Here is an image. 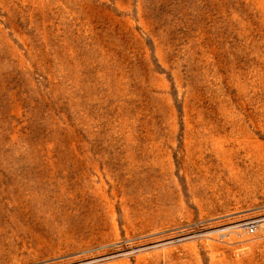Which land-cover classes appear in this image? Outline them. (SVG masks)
<instances>
[{
	"label": "rangeland",
	"instance_id": "1",
	"mask_svg": "<svg viewBox=\"0 0 264 264\" xmlns=\"http://www.w3.org/2000/svg\"><path fill=\"white\" fill-rule=\"evenodd\" d=\"M264 0H0V264H264Z\"/></svg>",
	"mask_w": 264,
	"mask_h": 264
},
{
	"label": "built area",
	"instance_id": "2",
	"mask_svg": "<svg viewBox=\"0 0 264 264\" xmlns=\"http://www.w3.org/2000/svg\"><path fill=\"white\" fill-rule=\"evenodd\" d=\"M228 229L236 232L240 230H244L247 233H255L258 230L264 231V223L263 222L259 223L255 219H252V220L236 223L234 225H230V228Z\"/></svg>",
	"mask_w": 264,
	"mask_h": 264
}]
</instances>
